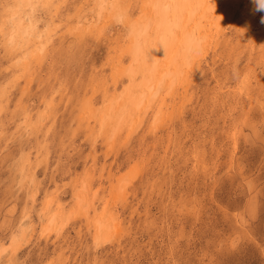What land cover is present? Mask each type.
<instances>
[{
    "label": "rangeland",
    "instance_id": "374dc122",
    "mask_svg": "<svg viewBox=\"0 0 264 264\" xmlns=\"http://www.w3.org/2000/svg\"><path fill=\"white\" fill-rule=\"evenodd\" d=\"M15 1L0 0V264H264V12L206 0L217 31L190 0L187 28L209 36L198 65L138 109L124 30L95 0H32L42 37L17 47ZM143 3L121 5L137 19ZM119 100L139 119L113 131L101 116Z\"/></svg>",
    "mask_w": 264,
    "mask_h": 264
},
{
    "label": "bare ground",
    "instance_id": "6f19581e",
    "mask_svg": "<svg viewBox=\"0 0 264 264\" xmlns=\"http://www.w3.org/2000/svg\"><path fill=\"white\" fill-rule=\"evenodd\" d=\"M18 1V2H17ZM15 1V4L17 6L16 7H12L13 9H11V11L9 12L10 13V19H9V22H10V25H11V28H10V32H8V43L11 44L12 46H20L21 43H23V35H22V29L23 30H27L28 28H32L35 29L37 31V25L35 23L37 22H34V20L32 19L31 20V17L30 16H27L25 19L24 17H22L19 12H18V8H20V11H21V7L23 5H27L29 4L30 2L32 3V0H17ZM41 1V0H40ZM45 1V4L46 3H49L51 0H43L42 2ZM96 1V0H95ZM124 0H118V2L121 4ZM218 1V0H215V2ZM192 2H194L197 6H199L202 11H203V14L205 15L206 12H209V17H208V20L210 19V24H209V27H213V28H216L217 31L221 30V26H222V21H221V16H222V9L223 8H218V5L215 4L214 5H209L206 0H192ZM224 2V1H223ZM230 2V1H228ZM34 3V1H33ZM38 3V2H37ZM52 3V2H51ZM95 3V2H94ZM147 3V1H146ZM151 3H152V0H148V4H145L143 3L141 5V8H142V14L139 16V18H137V20L139 19H143V18H153L154 19V12H153V9L151 7ZM171 3L173 4V16L174 17H178L179 18V21L181 23V30H180V33H179V37H178V43L180 44V41H182V38H183V35L185 33H192V30L190 28H187V25H186V22L188 21V19H191L190 17H192L194 14V8L191 7L192 4H190V0H171ZM227 3V2H225ZM43 4V3H42ZM48 5V4H47ZM35 6V5H34ZM42 7V6H41ZM129 7V6H128ZM220 7V6H219ZM222 7V6H221ZM43 8V7H42ZM199 8V9H200ZM53 9V8H51ZM57 9V8H56ZM228 9V8H227ZM58 11V10H57ZM56 11V12H57ZM184 11H186V14H184ZM229 11V10H228ZM196 14V13H195ZM226 14V13H225ZM197 16V15H196ZM206 16V15H205ZM98 20H101L103 21L102 19H105L106 21V18L108 17V15L106 14L102 19L99 18L98 16H96ZM229 17V16H227ZM195 18V17H194ZM204 18V17H203ZM227 19V18H225ZM191 21V20H190ZM197 21V20H196ZM198 22V21H197ZM208 22V23H209ZM225 22V21H224ZM192 23V22H191ZM199 23V22H198ZM203 23V22H202ZM91 24V23H90ZM194 24V23H192ZM190 25V24H189ZM191 26V25H190ZM204 26V25H203ZM195 27V26H194ZM77 28V27H76ZM79 28V27H78ZM193 28V27H191ZM197 28V27H196ZM55 29V28H54ZM32 31L27 38H25L26 40L24 41V43L28 44L29 42H33L32 40L37 38L39 40H41V37L42 35L38 32H35V31ZM199 30V31H198ZM198 32L197 34L200 35L203 39H206V37L208 36H204L200 33V31H202V29H200V27H198ZM206 30V29H205ZM209 30V28H208ZM207 32V31H206ZM203 33V32H202ZM220 33V32H219ZM204 34V33H203ZM206 34V33H205ZM23 36V37H22ZM19 37V39H18ZM209 37V36H208ZM7 39V38H6ZM35 42V41H34ZM42 42V41H41ZM39 42V44L41 43ZM23 43V45H24ZM36 43V42H35ZM34 43V44H35ZM42 44V43H41ZM36 47L32 49L31 47V51L32 53L35 54L36 51L40 50L42 46H44L43 44L41 45V47L39 48L37 46V44H35ZM122 46V45H121ZM179 47H176L175 45L174 46H170L169 47V52H168V55L166 57H164L165 55V51L163 48H160L159 50H156V49H153L151 50V53H150V58L151 56H155L156 58H159L158 60V63H157V66L155 67V69H152L146 65H143V64H140L137 66V76L140 77V81L139 82H135V79H130V82H128L127 86L125 87L126 88V99L132 101L131 105L136 108L138 107V104H141L140 101H142L141 99L143 98L142 93L145 91H148V92H153V94L151 95L152 96H156L154 90L157 89V96H158V93H160V91L162 90L161 88L163 86H165L166 88H171L172 87V84H173V78L174 79H180L181 80V76H185V72L188 71H191V69L193 68V66H195V64H197V60L196 58L194 57L191 62L183 59L180 55H179V48H180V45H178ZM30 47V46H29ZM28 46H26V48H29ZM38 47V48H37ZM173 47V48H172ZM127 50L126 52L129 54V48H130V44L128 42V45H127ZM30 51V50H29ZM124 49L121 50V52L119 53L120 56L122 55V53H124ZM117 56V55H116ZM25 58V57H24ZM119 58V57H118ZM23 60V59H22ZM199 60V59H198ZM200 61V60H199ZM130 64V63H129ZM198 65V64H197ZM196 67V66H195ZM124 68V67H123ZM125 70L127 71L128 70V67L127 69L125 68ZM191 73V72H189ZM179 76V77H178ZM189 77V74H187V76H185L184 78H187ZM183 80V79H182ZM163 81L165 83H163ZM188 81V79H187ZM160 82V83H159ZM185 82V81H183ZM132 83V84H131ZM116 84V83H115ZM164 84V85H163ZM129 87V88H128ZM136 87V92L138 94H134L132 92L133 88ZM128 89V90H127ZM132 89V90H131ZM167 90V89H166ZM169 90V89H168ZM131 91V92H130ZM135 92V91H134ZM143 93V94H144ZM149 93H147L148 95ZM151 94V93H150ZM135 96V97H134ZM146 96V95H145ZM123 96H121V100L123 101L124 98H122ZM147 97V96H146ZM149 97V96H148ZM121 100H119L118 102L116 103H113L110 102L109 104L103 106V108L106 109V111H104L103 113H105L104 115H102V126H110L113 128V131H118L122 125L121 122L124 123V121H126L125 118L128 117V119H131L130 121L128 120L127 123L129 125H134L136 123V120L138 118V116L136 115V112H133V108L131 107H128L125 103V106H123L121 104ZM126 101V100H125ZM113 103V104H112ZM117 104H121V107H117L116 105ZM141 108V107H138V109ZM104 110V109H103ZM132 110V111H131ZM137 110V109H136ZM135 111V109H134ZM107 112V113H106ZM133 112V113H132ZM127 115V117H126ZM135 117V118H134ZM99 118V117H98ZM139 119V118H138ZM100 122V121H99ZM98 122V123H99ZM124 126V125H123ZM115 133L117 132H114L112 133L113 135H115ZM112 136V135H111ZM82 200V199H81ZM84 200V199H83ZM49 203H51V201H49ZM108 210V209H107ZM105 212V209L103 210ZM109 211V210H108ZM110 212V211H109ZM58 215L59 214V211H56L54 213H52L49 217H48V221H47V226H45L46 229H51V225L53 224L55 226V224L58 223ZM107 215V214H106ZM106 215L103 213L102 215L97 214V217L95 219H93V225L95 226V232H94V240L95 241H100L101 239H107L108 238V235L112 232L111 230V221H112V218L115 220V217L113 215V213L111 212L109 214V220L110 221H107V220H104L106 217ZM61 216V215H60ZM59 216V217H60ZM112 217V218H111ZM69 218V217H68ZM92 221V219H91ZM115 223V222H114ZM58 226V225H57ZM56 226V227H57ZM51 227V228H50ZM54 229V227L52 228ZM17 237H13L12 238V243H16L17 244ZM105 241V240H104ZM11 245V244H10ZM17 247V246H16ZM2 248V247H1ZM5 248V247H4ZM0 249V251H3V249ZM15 248V247H14ZM15 250H17L15 248Z\"/></svg>",
    "mask_w": 264,
    "mask_h": 264
},
{
    "label": "clouds",
    "instance_id": "9594fccd",
    "mask_svg": "<svg viewBox=\"0 0 264 264\" xmlns=\"http://www.w3.org/2000/svg\"><path fill=\"white\" fill-rule=\"evenodd\" d=\"M254 12H264V0H252ZM31 2L21 9V16L34 12ZM151 7L154 12L153 18L134 19L130 10L125 9L118 0H96L95 11L99 18L106 14L110 15L113 24L124 30L127 41L130 44V64L126 73L128 79L137 76V66L146 65L152 69L157 66L159 58L151 56V50L163 48L164 57L168 55L169 47L177 43L181 30L178 17L173 16V4L171 0H152ZM264 24V16L261 17ZM38 27V26H37ZM33 31L32 28L22 29V35L27 38ZM204 48V40L197 33H185L180 41L179 55L191 62L199 56ZM235 71V70H233Z\"/></svg>",
    "mask_w": 264,
    "mask_h": 264
}]
</instances>
